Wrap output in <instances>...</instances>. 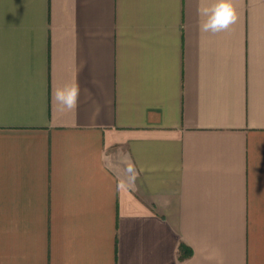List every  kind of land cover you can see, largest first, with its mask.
Masks as SVG:
<instances>
[{"label":"crops","instance_id":"1","mask_svg":"<svg viewBox=\"0 0 264 264\" xmlns=\"http://www.w3.org/2000/svg\"><path fill=\"white\" fill-rule=\"evenodd\" d=\"M218 2L0 0V264H264V0Z\"/></svg>","mask_w":264,"mask_h":264},{"label":"clouds","instance_id":"2","mask_svg":"<svg viewBox=\"0 0 264 264\" xmlns=\"http://www.w3.org/2000/svg\"><path fill=\"white\" fill-rule=\"evenodd\" d=\"M202 16H207V20L201 23L200 30L203 32H219L227 29L231 24L235 23L238 19L236 10L231 0H219V2L211 9L201 5L198 9ZM55 96L58 100H63L70 108H74L79 96L78 85L72 86L67 91L60 89L57 90ZM127 172L132 174V179H135L134 165L129 164Z\"/></svg>","mask_w":264,"mask_h":264},{"label":"trees","instance_id":"3","mask_svg":"<svg viewBox=\"0 0 264 264\" xmlns=\"http://www.w3.org/2000/svg\"><path fill=\"white\" fill-rule=\"evenodd\" d=\"M181 251H185L183 247L181 248Z\"/></svg>","mask_w":264,"mask_h":264}]
</instances>
